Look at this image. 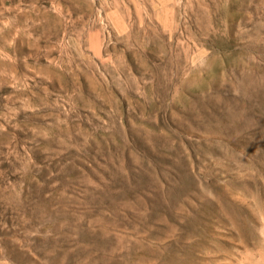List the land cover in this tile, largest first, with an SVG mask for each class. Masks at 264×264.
<instances>
[{"label": "rangeland", "instance_id": "rangeland-1", "mask_svg": "<svg viewBox=\"0 0 264 264\" xmlns=\"http://www.w3.org/2000/svg\"><path fill=\"white\" fill-rule=\"evenodd\" d=\"M198 2L0 0V264H264V0Z\"/></svg>", "mask_w": 264, "mask_h": 264}, {"label": "bare ground", "instance_id": "bare-ground-1", "mask_svg": "<svg viewBox=\"0 0 264 264\" xmlns=\"http://www.w3.org/2000/svg\"><path fill=\"white\" fill-rule=\"evenodd\" d=\"M122 1V0H121ZM188 1V0H187ZM115 2V1H114ZM196 2V1H195ZM197 2H198V0H197ZM201 3V2H200ZM198 4H199V2H198ZM207 6V5H206ZM202 7V6H201ZM204 7V6H203ZM129 12V11H128ZM130 14V13H129Z\"/></svg>", "mask_w": 264, "mask_h": 264}]
</instances>
